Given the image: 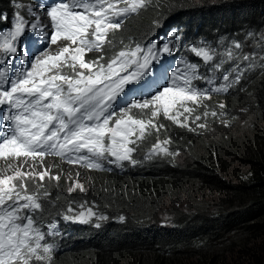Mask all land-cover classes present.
Masks as SVG:
<instances>
[{"label":"trees","instance_id":"1","mask_svg":"<svg viewBox=\"0 0 264 264\" xmlns=\"http://www.w3.org/2000/svg\"><path fill=\"white\" fill-rule=\"evenodd\" d=\"M11 12L10 0H0V14ZM174 26L183 42L216 46L224 67L230 66L227 45L232 42L245 45L241 58L255 50L239 85L204 100L207 110L224 103L223 117L235 126L215 123L217 133L205 135L160 115L157 123L164 127L151 129L139 143L134 157L142 162L137 166L89 170L63 164L62 172L50 174L58 181L31 182L28 187L47 191L59 205L66 207L72 199L109 217L100 227L70 230L65 249L54 253L51 264H264V0H149L120 30L108 33L111 43H104L102 53H85L84 60L103 56L104 62L116 49ZM62 42L50 46L51 53ZM132 112L139 117L138 109ZM166 139L183 162L176 156L145 159L147 149ZM17 159H0V168ZM63 172L80 175L85 192L69 193ZM39 184L44 187L38 189ZM185 201L189 212L175 207ZM40 202L47 209L48 201ZM166 205L173 215L169 226H160L158 213ZM38 214L67 226L50 210Z\"/></svg>","mask_w":264,"mask_h":264},{"label":"snow or ice","instance_id":"2","mask_svg":"<svg viewBox=\"0 0 264 264\" xmlns=\"http://www.w3.org/2000/svg\"><path fill=\"white\" fill-rule=\"evenodd\" d=\"M13 2L17 11L11 27L0 29V108L7 107L0 116L10 122V126L0 128V157L20 158L22 163L13 174L0 176V264H51L57 246L47 238L58 233L51 222L46 231L42 229L37 213L50 210L63 221L95 227L109 217L72 199L66 207L59 205L47 191L30 194L27 181H35L36 177L41 182L46 177L57 181L60 178L50 176L47 169L37 171V163L42 167L46 156L55 155L88 169H102L105 164L122 168L125 162L137 166L142 161L133 153L151 129L159 132L164 127L154 122L161 114L181 127H190L191 119L199 129L207 127L206 123L197 122L209 114L224 115V103L218 105L219 113L215 110L209 113L204 105L203 116L194 115L196 108L188 105L200 106L212 93H228L239 85L256 53L253 50L241 58L238 53L245 45L239 40L232 42L227 45L230 66L222 72L224 60L218 59L216 46L206 41L184 45L186 53L199 58L206 71H200L201 64L181 57L174 60L176 67L171 71V79L156 87L150 98H133L129 102L124 99L126 89L151 75L153 61L176 51L173 40H179L180 30H172L162 47L154 41L126 47L106 65L102 63L103 56L86 62L84 54L93 49L100 51L106 41L111 43L107 40L108 33L120 30L125 19L145 9L149 0H50L44 8L50 28L40 27V16L32 6H27V13L35 22L21 14L25 5ZM8 20L6 13L0 14V23ZM49 31L50 45L69 43L55 53L45 48L34 59L25 55L21 62L30 67L16 66L23 38L34 33L47 42ZM5 64L12 66L11 71L3 67ZM64 67H71L72 74L63 73ZM196 81L209 87L201 88ZM217 83L218 86H213ZM133 109L140 113L148 110L150 117L137 118ZM162 143L168 145L170 140ZM179 154V150L173 152L162 147L158 140L145 159L174 158ZM25 166L28 170L21 171ZM43 187L38 185V189ZM75 189L85 192L79 182L68 191L72 193ZM41 198L48 201L47 209ZM125 219L123 215L119 217L120 221Z\"/></svg>","mask_w":264,"mask_h":264},{"label":"bare ground","instance_id":"3","mask_svg":"<svg viewBox=\"0 0 264 264\" xmlns=\"http://www.w3.org/2000/svg\"><path fill=\"white\" fill-rule=\"evenodd\" d=\"M15 2L21 3V4L26 6L25 8L20 10L21 14L24 15L26 19H29L30 21L35 22L34 17H30V16L26 17V15H27V6H32L33 9H34V12L37 15L40 16V27L41 28H44V27H49L50 28V18H48L46 16V11H44L45 6L50 2V0H15ZM57 2H59V0H57ZM93 2H94V0H93ZM10 5H11L12 12L9 15V20L4 22V24L0 27V29H7V28L11 27V19L13 18L14 14H15V12L17 10L14 7L13 0H10ZM133 15H135V14L129 15V17L133 16ZM234 18L236 19V17H234ZM27 28H28V31H31L30 25H28ZM234 28H235V26H234ZM37 31H39V29H37ZM168 34L169 33H167V32L158 31V32L152 33L151 37H149V38H147L145 40L134 42V43L130 44L129 46L130 47H134V45L136 43H140V44L144 45L145 43L150 42L152 39H159V40H162V41L165 40L166 42H168V40L166 39ZM32 35L37 37L40 40V42L42 43V50L47 48L48 51H50V46H53V45H50V31L48 32V41L47 42L44 41L43 39H41L40 37H38L34 33ZM173 44H175L176 51L172 55H167L166 54V57H165L166 60L162 59V60H158L157 62H155L152 65L151 75L149 77H146L145 81L141 82L139 85L129 86V88L126 89L127 96L125 97V99L127 101L130 102L131 99H133V98H144V97H149V94H154V90H155L156 87H158L159 85H164L166 83V81L170 80V78H171L170 74H171V71H172V66L174 65V60H177V58H179V57H186L190 61L197 62V63L201 64L200 71H202V72L206 71V66H203L202 61L199 58H196L194 56V54L186 53V51L184 50V47H183L184 45L199 44V43H195V42L186 43V42H183L181 36L179 35V40H173ZM129 46H124V47L126 48V47H129ZM125 48H120V49L121 50H125ZM93 50L86 51L85 53H88V52L94 53ZM28 57L34 59L33 55H30ZM113 57L114 56L108 57L102 63L104 65H106L109 62V60L111 58H113ZM21 60L22 59L16 58V66L25 67V68L26 67H30V64L22 63ZM3 67H8L10 69V71H11V68H12V66L7 65V64L3 65ZM69 68H71V67H69ZM62 70H64L65 74H72V71H73V70L72 71H68L66 67H64ZM7 86L8 85H6V87ZM222 95H223L222 93H214V94L211 95V97L222 96ZM3 111H7V107L6 106L4 108H0V113H2ZM6 126H10V122L9 121H3L2 120V116H0V128L6 127ZM133 155L135 156L136 152H134ZM3 158L4 157H0V159H3ZM4 159H6V158H4ZM10 160H12V158H7L6 159V161H10ZM9 166H11V164ZM29 184L30 183H27V187H28ZM29 188L30 187H28V189ZM222 204H224V203H222ZM40 219L44 223H49V222H51L53 220V217L50 216V217H47V218H40ZM71 227H72V222L69 223V225H68L69 232L71 230ZM92 227H95L94 224L92 225Z\"/></svg>","mask_w":264,"mask_h":264},{"label":"rangeland","instance_id":"4","mask_svg":"<svg viewBox=\"0 0 264 264\" xmlns=\"http://www.w3.org/2000/svg\"><path fill=\"white\" fill-rule=\"evenodd\" d=\"M113 2H114V0H113ZM123 5L121 4V5H118V7H122ZM28 16V13H27V15H26V17ZM151 41H154V42H157L158 43V46L159 47H162V44L163 43H165L166 41L164 40V41H162V40H159V39H152ZM67 43H69V42H62V43H60L59 45H58V47H56L54 50H58V48L59 47H63V46H65V44H67ZM148 44V42L147 43H145L144 45H147ZM103 48V47H102ZM119 51H121V49H116V51L111 55V56H115L116 55V53H118ZM93 52L94 53H102L103 52V50L101 49L100 51H97V50H93ZM110 56V57H111ZM166 54L165 55H162L161 57H160V59L159 60H162V59H164V60H166ZM181 57H179V58H177V60H179ZM158 60H156V61H153V64L155 63V62H157ZM175 67H176V65L174 64L173 66H172V71L175 69ZM77 68H78V66H77ZM86 71V70H85ZM171 75V74H170ZM171 79V78H170ZM199 87H201V88H204V87H209L208 85H206L205 83H203L202 81H196L195 82ZM213 86H218V83L216 84V85H213ZM162 90V89H161ZM212 94H214V93H212ZM211 94V95H212ZM150 98V97H149ZM205 100V99H204ZM204 100H203V102H202V104L200 105V106H195V105H191V104H189L188 106H190V107H194V108H196V111H195V113H194V115H200V116H203V113H204V111H205V107H204ZM210 103H212V102H210ZM207 109H208V107H207ZM220 109H219V107H218V105L217 106H215V111H219ZM181 112H183V109H181L180 110ZM209 111V113L212 111V108L210 109V110H208ZM150 117V112L148 111V110H145V112L144 113H140L139 112V117L138 118H143V119H145V120H147L148 118ZM222 117V118H221ZM158 118V117H157ZM157 118L155 119V123H157ZM180 119H181V121L183 122V116H181L180 117ZM228 120V118H226V117H223V115L222 116H217V117H212L210 114L205 118V119H202L201 121H199V122H197V123H206V125H207V127L206 128H204V129H199V128H197L196 127V123H191V119H190V121H189V123H190V127H187V128H190V129H197V130H202L204 133H205V135H215L216 133H217V124H215V123H219L221 126H223V127H233V126H235V125H230V123L227 121ZM158 124V123H157ZM176 124V123H175ZM177 125H179V124H177ZM153 130V132H155L156 131V129H152ZM160 142H161V146L162 147H166V145H163V141L162 140H159ZM180 153V152H179ZM13 159V158H12ZM185 160V158L181 155V154H179V155H176V159H175V161L176 162H183ZM11 161V160H10ZM14 162L15 163H10L11 164V166H9V167H7L6 168V166L4 165L2 168H0V176H3V175H11V174H13V171H14V169H16L17 167H19V165L22 163V159H17V160H14ZM52 162H54V163H52ZM1 165V164H0ZM16 165V166H15ZM59 166H63V164H61V163H58L57 161H55L54 159H44V161H43V166L41 167V165L39 164V163H37V165H36V168H37V171H43V170H45V169H47L48 171H49V175L50 174H54V173H59V172H62V170L59 168ZM71 166H73V165H71ZM21 171H27L28 170V168H27V166H25L24 168H21L20 169ZM54 176V175H53ZM62 177L64 178L63 179V182L66 184V185H68V188H70V187H72L73 186V184L75 183V182H79L81 185H83L84 186V184L81 182V179H80V175H75V174H71V173H67V172H63L62 173ZM46 180H50L48 177H46L45 178ZM50 181H55V180H50ZM31 182H41V181H39V179H38V177H36V179H35V181H32V180H29V181H27V183H31ZM84 188H85V186H84ZM79 190V189H78ZM178 207L179 209H181V210H183L184 212H189V204L185 201V202H181V203H178L177 205H175V207ZM172 215H173V208H171L169 205H166V206H164L162 209H161V211L158 213V218H157V224L158 225H160V226H168V225H170V222H171V218H172ZM41 227H42V229H44L45 230V228H46V225L45 224H42L41 225Z\"/></svg>","mask_w":264,"mask_h":264}]
</instances>
